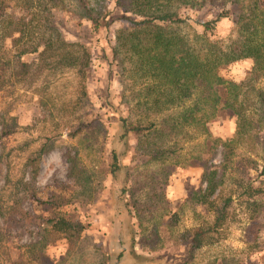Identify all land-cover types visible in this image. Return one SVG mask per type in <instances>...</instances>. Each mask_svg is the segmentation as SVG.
<instances>
[{
	"label": "rangeland",
	"instance_id": "obj_1",
	"mask_svg": "<svg viewBox=\"0 0 264 264\" xmlns=\"http://www.w3.org/2000/svg\"><path fill=\"white\" fill-rule=\"evenodd\" d=\"M62 4L68 6V0H63ZM104 5L108 12V28L90 35H87L88 22L70 17L60 8H50L51 23H56L60 36L67 41H82L89 48L85 97L80 96L79 79L72 69L45 70L38 74L32 68L22 77L12 71L4 76L5 84L0 88V128L3 126L8 133L1 136L0 129V264L12 260L20 264H186L183 262L186 249L172 245L151 255L149 249L156 240L150 238L151 230L156 225L154 220L164 213L162 204L174 211L200 185L202 169L197 164L180 168L168 178L163 190L159 184L155 187L159 191L154 193L150 183L158 177L159 167L148 162L145 155L136 153L138 143L133 137L126 141L119 139L118 118L127 115L141 125H147L149 120L161 124L160 132L141 139L140 150H144L145 145L175 144L174 150L188 160L204 151V138L188 127L179 128L175 134L168 133L166 115L177 108L154 104L155 98L159 101L167 90L127 48H118L117 58H114L111 45L115 31L124 29L119 22L124 13L115 5V0H105ZM38 9L22 12L12 8L9 11L12 22L18 19L22 20L21 24L29 22V26H22L26 28V37L47 34L39 27V19L45 13ZM212 14L215 13L207 9L192 16L204 19ZM9 20L6 19L4 24ZM231 30L232 24L224 21L217 25L214 33L225 44ZM3 34L0 29V46L9 42L1 41ZM33 58L34 55H28L24 60L31 62ZM223 74L235 82H243L238 98L241 106L237 109L247 115L250 110H255V92L264 88V75L256 68L254 70L249 60L230 64ZM41 103L44 105L40 106ZM10 118L14 120L10 121ZM234 118L226 123H212L209 126L211 137L235 134ZM95 119L98 122H93ZM90 120L92 123L88 128L75 138L68 137L78 122L86 124ZM263 136L264 129H261L257 137L253 135L254 140L250 139L253 151H247L250 141L245 135L241 138L243 142L236 145L234 164L225 173L222 191V195L231 194L232 219L214 236L213 243L203 245L194 253L190 264H264V201H248L239 196L241 189L236 187L240 180L256 184L261 178ZM46 139H49L51 149L39 161L37 175L32 181L26 160ZM112 149L119 156V164L126 166L115 177L108 172ZM212 151V154H203L202 158L207 166L218 168L221 148L218 146ZM67 154L75 158L74 176L69 179ZM27 182L30 184L24 186ZM28 190L34 191L38 200H28ZM162 192L165 199L159 203L157 197ZM59 196L70 201L56 210L78 213L85 226L80 234L63 233L53 220L48 221L55 208L40 202ZM125 204L135 206L137 217L144 228H148L140 241L133 244L130 243L133 221ZM14 205L28 211V221H17L10 214ZM196 212H200L201 218L197 219ZM210 220L211 213L188 203L178 215L173 229L178 230V235L183 230L204 227ZM118 237L123 240L122 248L127 252L116 263L115 256L120 250ZM170 243H176V239H171Z\"/></svg>",
	"mask_w": 264,
	"mask_h": 264
},
{
	"label": "trees",
	"instance_id": "obj_2",
	"mask_svg": "<svg viewBox=\"0 0 264 264\" xmlns=\"http://www.w3.org/2000/svg\"><path fill=\"white\" fill-rule=\"evenodd\" d=\"M62 1L0 0V29L4 31L1 41L9 40L6 46H0V88L4 86V76L9 71L22 77L32 68H35L38 74L45 70L72 69L79 79L80 96H86L85 88L90 65L89 48L82 41H67L60 36L56 30V23H51L50 8H60L64 14L88 22L87 35H90L108 28L105 0H68V6H63ZM115 5L124 13L119 19L124 29L114 33V43L111 45L114 58H117L118 48H127L158 80L162 81L167 92L161 95L159 101L155 98L154 104L163 103L166 107L177 108L166 115V128L169 134H175L179 128L188 127L204 138L202 143V147H206L204 151L190 156L188 160L180 157L174 150L175 144L157 147L145 145L144 150H140L138 144L141 139L151 133L160 132L161 124L149 120L147 125H141L127 115L118 118L121 127L119 139L126 141L133 137L138 143L135 146L136 153L145 155L148 162H154L156 167H159L158 177L152 179L150 183L151 191L153 190L154 193L159 191L155 188L159 184L163 190L168 178L180 168L197 164L202 169L200 185L189 193L188 198L184 199L176 210H171L165 203L161 205V211L164 213L159 214L158 219L154 220L153 223L156 225L151 230L150 236L156 238L149 249L151 255L162 252L172 245L180 250L186 249L187 256L183 262L190 264L194 253L203 245L213 243L214 236L232 219L231 194L222 195V191L225 185V173L229 168L232 169L234 164L236 145L243 142L242 136L245 135L249 141L254 140L253 135L257 137L261 129H264V88H259L255 92L257 108L250 110L247 115L246 112L237 109V106H241L238 98L244 86L243 82H235L223 74L230 64L249 60L254 70L256 68L264 75V0H115ZM12 8L22 12L39 8L37 11L45 13L39 19L41 23L39 27L47 34L26 37L24 31L26 28L23 27L29 26V22L21 24L20 19L12 22V18L9 17ZM207 9L215 14L204 19L192 16ZM6 19L10 20L5 25ZM224 21L232 24V30L227 35L225 44L214 33L217 25ZM125 32H128L126 33L128 37L124 36ZM28 55H34V60L26 62L24 58ZM43 105L44 103L40 104ZM231 117L236 119L235 134L223 138L211 137L209 126L214 122L226 123ZM95 121L98 122L96 119L93 120ZM91 123L92 120L86 124L78 122L75 129L68 133V137L75 138ZM0 129L1 136L8 133V130H3V126ZM262 145L264 147V136ZM218 146L221 148L220 165L218 168L207 166L202 155L212 154L214 152L212 150H216ZM251 147L254 145L250 141L248 152L253 151L254 148ZM50 149L49 139H46L35 154L27 158L26 167L32 181L37 175L39 161ZM110 156L112 162L108 165V172L115 177L126 166L119 164V156L114 149L110 151ZM66 157L69 164L67 170L69 179L74 176L75 158L68 154ZM260 159L261 178L256 184L242 180L236 184V187L241 189L239 196L253 203L258 200L264 201V178H262L264 152ZM29 184L27 182L24 186ZM28 193V200H38L34 191L28 190ZM157 195L155 194V197ZM164 199L162 192L157 200L160 203ZM69 201L59 196L40 204H48L55 208L48 221L53 220L61 232L80 234L85 230L80 215L74 210H56L65 207ZM188 203L194 208L203 207L205 212L211 213V220L204 227L183 230L176 235L178 230L173 229V225ZM125 205L133 221L130 224L132 232L130 243L133 244L140 241V236L148 228H144L141 219L137 217L139 214L135 211V206ZM199 213L196 212L197 219L202 216ZM10 214L20 222L28 221L30 215L18 205L12 206ZM150 238L147 237L148 240H151ZM173 238L176 239V243L172 244L170 240ZM117 243L120 250L115 256L116 263L123 256L125 257L127 252L122 248L124 242L121 237H118ZM108 256L109 254L106 253V257ZM7 264L20 263L12 260Z\"/></svg>",
	"mask_w": 264,
	"mask_h": 264
}]
</instances>
